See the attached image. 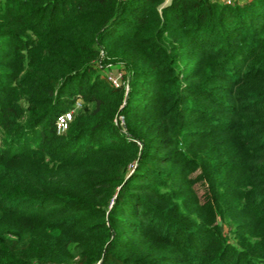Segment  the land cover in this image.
<instances>
[{"label":"trees","instance_id":"16d2710c","mask_svg":"<svg viewBox=\"0 0 264 264\" xmlns=\"http://www.w3.org/2000/svg\"><path fill=\"white\" fill-rule=\"evenodd\" d=\"M0 264H264V0H0Z\"/></svg>","mask_w":264,"mask_h":264},{"label":"built area","instance_id":"2783aa9c","mask_svg":"<svg viewBox=\"0 0 264 264\" xmlns=\"http://www.w3.org/2000/svg\"><path fill=\"white\" fill-rule=\"evenodd\" d=\"M232 1H235V0H226L227 3H230ZM120 77L121 76H118V78H114V79L110 78V81L115 86H118ZM71 119H72V113L71 112H67V113L58 117V119H57V131H58V133H61L67 129V125L71 121Z\"/></svg>","mask_w":264,"mask_h":264},{"label":"rangeland","instance_id":"374dc122","mask_svg":"<svg viewBox=\"0 0 264 264\" xmlns=\"http://www.w3.org/2000/svg\"><path fill=\"white\" fill-rule=\"evenodd\" d=\"M222 1V0H221ZM225 1V0H223ZM238 1V0H236ZM245 0H240L241 3H243ZM118 64H121V63H118ZM122 66V64L120 65V67ZM119 66L118 67H113L111 70L107 71L105 73L106 76H108V79L110 80V78H118V76H121L122 74H124V72L120 71L118 68H120ZM81 106V101L80 100H77L76 103H75V108H80ZM69 112H73V111H69ZM64 132V131H63ZM61 132V133H63Z\"/></svg>","mask_w":264,"mask_h":264},{"label":"water","instance_id":"95a60500","mask_svg":"<svg viewBox=\"0 0 264 264\" xmlns=\"http://www.w3.org/2000/svg\"><path fill=\"white\" fill-rule=\"evenodd\" d=\"M126 99H127V95H126L125 98H124V102H123V104H122V107L125 105V101H126Z\"/></svg>","mask_w":264,"mask_h":264}]
</instances>
